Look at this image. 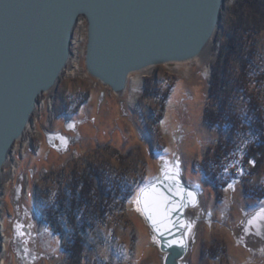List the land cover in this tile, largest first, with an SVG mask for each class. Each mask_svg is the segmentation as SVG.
Here are the masks:
<instances>
[{"label":"rangeland","instance_id":"rangeland-1","mask_svg":"<svg viewBox=\"0 0 264 264\" xmlns=\"http://www.w3.org/2000/svg\"><path fill=\"white\" fill-rule=\"evenodd\" d=\"M242 2L225 0L209 73L198 59L159 66L142 75L138 85L133 81L140 74L130 76L122 96L86 75V23L79 20L73 33L71 60L57 88L39 99L30 125L35 133L29 128L16 142L2 172L0 223L2 237L8 240L0 264H65L68 257L62 249L63 239L47 225L40 207L47 190L57 187L53 178L66 180L72 170L82 171L103 161L119 167L121 156L126 164L135 162L141 167L145 162L143 186L160 175L167 161L178 163L186 183L199 191L200 207L189 213L198 226L184 264H264V241L246 236L243 228L246 217L264 207V198L245 191L264 188V165L253 175L246 170L233 179L230 172L234 168L237 171L239 165L233 154L218 159L219 163L213 159L220 142L230 152L239 150L240 137L204 122L213 66L223 44L229 37L246 40L236 26L241 15L247 17ZM256 37L257 49L262 52L264 25ZM76 65L81 72L73 74ZM169 90L170 96L165 99ZM131 92L133 104L129 103ZM69 124L74 127L69 128ZM204 165L231 179L216 188L207 180ZM229 184L233 189H228ZM143 186L135 190L124 213L86 233L83 264H161L162 256L132 203ZM17 225L30 235L18 239Z\"/></svg>","mask_w":264,"mask_h":264},{"label":"water","instance_id":"water-1","mask_svg":"<svg viewBox=\"0 0 264 264\" xmlns=\"http://www.w3.org/2000/svg\"><path fill=\"white\" fill-rule=\"evenodd\" d=\"M224 4L225 0H0V184L9 155L31 125L40 97L57 88L71 60L80 19L86 23V75L122 96L132 75L199 59L221 26ZM178 180L186 192L194 193L195 206L173 213V218L191 225L190 230L177 225L172 234L160 236L140 213L162 256L161 264H184L198 226L189 213L200 207V193L186 183L180 168ZM151 183L179 201L169 192L162 172ZM259 210L246 217L243 228ZM244 233L264 241L255 228ZM1 236L0 223V254ZM181 237L184 248L167 246L169 240Z\"/></svg>","mask_w":264,"mask_h":264},{"label":"trees","instance_id":"trees-1","mask_svg":"<svg viewBox=\"0 0 264 264\" xmlns=\"http://www.w3.org/2000/svg\"><path fill=\"white\" fill-rule=\"evenodd\" d=\"M243 2L247 17L241 15L236 26L246 40L229 37L223 44L218 61L213 66L204 110L206 125L228 129L240 137L238 151L230 152L220 142L213 159L214 163H219L218 159L233 154L239 164L237 171L234 168L230 172L233 179L238 178L241 171L248 170L253 175L264 165V51L259 52L256 45V35L264 25V0ZM169 96L170 90L163 97L167 99ZM161 119L162 115L159 116ZM125 159L120 157L119 167L110 164V161H103L92 163L82 171L72 170L66 180L53 178L55 183L58 182L57 187L47 190L44 204L40 207L47 225L63 239L62 249L68 257L65 264H83L86 233L124 213L135 190L143 186L145 162L138 167L135 162L126 164ZM249 161H254L255 166ZM203 171L216 188L224 187L231 179L219 176L218 170L205 165ZM245 191L264 198V188H246ZM48 195L53 199L49 200Z\"/></svg>","mask_w":264,"mask_h":264},{"label":"snow or ice","instance_id":"snow-or-ice-1","mask_svg":"<svg viewBox=\"0 0 264 264\" xmlns=\"http://www.w3.org/2000/svg\"><path fill=\"white\" fill-rule=\"evenodd\" d=\"M68 127L73 128L74 125L69 124ZM59 139L66 144L63 137H59ZM249 163L255 166L254 161H249ZM161 172L163 180L169 182V192H171L173 197H179V201L171 199L169 196L160 191L157 184L150 182L147 186L139 190L132 203L136 205V211L146 216V218L151 222L154 231H156L160 236H163L165 233L172 234V229L177 225H179L180 228L190 230L191 225H185L179 217L174 219L173 213L181 212V210L188 205L195 206V195L193 192H186L180 186L178 180V163L170 165L167 161H165ZM242 174L243 172L241 171V175ZM228 189H233V184H229ZM22 228V225H17L16 227V235L18 239L23 238L25 235H30L25 233ZM250 228H255L257 235H264V207L260 208L258 212L247 220L244 231L247 233ZM185 235H187V231L185 232ZM23 242L27 243L28 241L25 240ZM167 246L184 248L185 242L181 237L180 239L169 240Z\"/></svg>","mask_w":264,"mask_h":264},{"label":"bare ground","instance_id":"bare-ground-1","mask_svg":"<svg viewBox=\"0 0 264 264\" xmlns=\"http://www.w3.org/2000/svg\"><path fill=\"white\" fill-rule=\"evenodd\" d=\"M217 32V31H216ZM215 35H216V33L214 34V36L211 38V40L208 42V44H207V46L205 47V49H204V51L202 52V54H201V57L198 59V60H201V64L204 66V68L206 69V72L207 73H209V71H210V67H211V64L213 63V60H214V58H215V56L214 55H212V52L214 51V49H215ZM78 72H81V68L79 67V65H76L75 66V68H74V72H73V74H76V73H78ZM148 72H150V71H147V72H144V73H142V74H140V75H138L137 76V78H136V80H134L133 82H134V86L135 85H138V83L140 84L141 83V80H140V78H142L141 76L142 75H144V74H147ZM53 90H55V89H53ZM52 90V91H53ZM132 90H134V87H133V89ZM51 92V91H50ZM47 93H49V92H47ZM46 94V93H45ZM44 95V94H43ZM42 97V96H41ZM40 97V98H41ZM134 100H135V97L133 96V92H131L130 93V95H129V103L130 104H133L134 103ZM49 109H50V111L52 112L53 111V103L52 102H50V105H49ZM34 116V115H33ZM52 116H53V113H52ZM32 122V121H31ZM29 128H30V126L28 127V129L26 130V132L24 133V135H23V137L21 138V140L25 137V135L27 134V132H28V130H29ZM30 130H31V132L32 133H35V130L34 129H32V127L30 128ZM16 144V143H15ZM23 150H25V149H23ZM11 154V153H10ZM9 157H10V155H9ZM9 160V159H8ZM7 164V163H6ZM6 166V165H5ZM16 169L14 168V171H15ZM14 175H15V172L13 173V177H14ZM2 238H3V240H2ZM7 240H8V238H7V236H5V235H3V237L1 236V245H2V249H3V251H4V246H5V244H6V242H7ZM3 251L1 250V254H0V261H1V258H2V256H3Z\"/></svg>","mask_w":264,"mask_h":264}]
</instances>
